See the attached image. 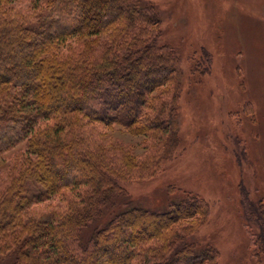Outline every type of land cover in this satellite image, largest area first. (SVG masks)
<instances>
[{
    "label": "trees",
    "instance_id": "trees-1",
    "mask_svg": "<svg viewBox=\"0 0 264 264\" xmlns=\"http://www.w3.org/2000/svg\"><path fill=\"white\" fill-rule=\"evenodd\" d=\"M16 1L0 0V264H218L195 237L209 215L202 196L169 185L177 197L146 207L125 186L183 149L180 95L211 56L201 47L205 64L189 56L184 71L151 1ZM114 125L142 136L141 152L112 141L103 127ZM260 195L240 183L264 254Z\"/></svg>",
    "mask_w": 264,
    "mask_h": 264
},
{
    "label": "rangeland",
    "instance_id": "rangeland-1",
    "mask_svg": "<svg viewBox=\"0 0 264 264\" xmlns=\"http://www.w3.org/2000/svg\"><path fill=\"white\" fill-rule=\"evenodd\" d=\"M32 1L11 6L24 10ZM147 1L160 12V40L180 52L184 71L186 57L195 68L205 64L201 47L211 61L208 73L180 95L183 149L158 176L126 183L128 197L133 204L158 207L179 195L180 190L169 192V185L193 191L209 205L195 237L218 249V264H264L260 225L245 227L240 205V183L251 198L264 196V0ZM103 128L112 141L141 152L142 136L120 125ZM4 169L0 159V181Z\"/></svg>",
    "mask_w": 264,
    "mask_h": 264
}]
</instances>
